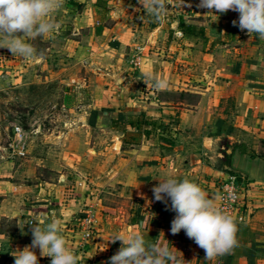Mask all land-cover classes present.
I'll return each mask as SVG.
<instances>
[{
  "label": "crops",
  "instance_id": "crops-1",
  "mask_svg": "<svg viewBox=\"0 0 264 264\" xmlns=\"http://www.w3.org/2000/svg\"><path fill=\"white\" fill-rule=\"evenodd\" d=\"M180 2L157 19L144 0H63L56 29L44 35L46 54L6 62L4 82L21 84L23 66L56 61L44 78L58 79L64 93L50 125L33 128L25 157L0 151V264L31 244L25 222L51 220L61 222L78 264H110L122 242L108 239L126 229L167 245L180 264H264V36L241 30L236 11L217 17L199 0ZM176 19L204 35L184 34ZM140 113L162 127L148 137L111 127ZM228 174L245 188L233 216L237 243L208 260L183 230L170 232L175 212L152 189L157 178H188L217 204L216 181ZM35 251L38 264H50Z\"/></svg>",
  "mask_w": 264,
  "mask_h": 264
},
{
  "label": "clouds",
  "instance_id": "clouds-1",
  "mask_svg": "<svg viewBox=\"0 0 264 264\" xmlns=\"http://www.w3.org/2000/svg\"><path fill=\"white\" fill-rule=\"evenodd\" d=\"M185 0H181L179 7ZM148 12L159 19L167 14V0H144ZM63 6V0H0V47H6L13 56L30 60L36 55L31 41L56 29L53 15ZM199 7L219 14L229 10L239 13L238 27L250 34L264 36V0H199ZM237 24V21H233ZM157 81L155 86H162ZM153 187L156 201H170L175 212L170 232L183 230L187 237L205 251V258L213 260L229 252L237 243V225L234 218L223 211L195 181L172 175L157 178ZM228 199H235L233 192ZM32 225L31 244L17 250L13 264H38L35 249L41 257H51L50 264H78L74 249L62 234L61 222L51 220L43 225ZM24 223V224H25ZM121 241L120 249L110 257V264H180V258L167 245L149 243L142 233L132 229L113 232L108 241Z\"/></svg>",
  "mask_w": 264,
  "mask_h": 264
},
{
  "label": "rangeland",
  "instance_id": "rangeland-1",
  "mask_svg": "<svg viewBox=\"0 0 264 264\" xmlns=\"http://www.w3.org/2000/svg\"><path fill=\"white\" fill-rule=\"evenodd\" d=\"M36 52L46 54L48 41L38 37L32 41ZM13 55L8 49L0 50V151L6 147L12 135L15 124L22 126L28 133V141L33 135L36 124L50 125V122L60 113L63 101L64 86L58 79H45L58 66L48 63V66L30 64L23 66V82L21 84L5 83L6 62ZM113 55L110 58L113 59ZM48 179V174L44 175Z\"/></svg>",
  "mask_w": 264,
  "mask_h": 264
},
{
  "label": "built area",
  "instance_id": "built-area-1",
  "mask_svg": "<svg viewBox=\"0 0 264 264\" xmlns=\"http://www.w3.org/2000/svg\"><path fill=\"white\" fill-rule=\"evenodd\" d=\"M177 0H167V3H175ZM141 61L140 48L133 50L129 60L133 68H138ZM2 155L8 158H23L28 153V133L20 125L15 124L12 127V135L6 147L2 148ZM217 206L232 217L244 206L245 188L235 174H228L224 178H218L216 181ZM233 192L235 199H228V193ZM241 217H237L240 220Z\"/></svg>",
  "mask_w": 264,
  "mask_h": 264
},
{
  "label": "trees",
  "instance_id": "trees-1",
  "mask_svg": "<svg viewBox=\"0 0 264 264\" xmlns=\"http://www.w3.org/2000/svg\"><path fill=\"white\" fill-rule=\"evenodd\" d=\"M178 27L180 31L186 35H204V28L193 22L180 20ZM126 124L132 128L137 127L142 130L145 137L154 134L157 128L162 127V124L156 118L145 115L144 113L130 114L125 120L120 117H116L111 120V127L123 131L124 134L127 133L125 129Z\"/></svg>",
  "mask_w": 264,
  "mask_h": 264
},
{
  "label": "water",
  "instance_id": "water-1",
  "mask_svg": "<svg viewBox=\"0 0 264 264\" xmlns=\"http://www.w3.org/2000/svg\"><path fill=\"white\" fill-rule=\"evenodd\" d=\"M178 24V20L176 19L173 23V26H176Z\"/></svg>",
  "mask_w": 264,
  "mask_h": 264
}]
</instances>
